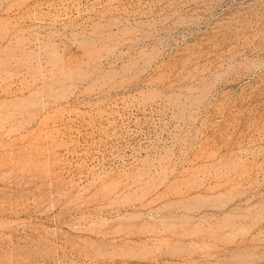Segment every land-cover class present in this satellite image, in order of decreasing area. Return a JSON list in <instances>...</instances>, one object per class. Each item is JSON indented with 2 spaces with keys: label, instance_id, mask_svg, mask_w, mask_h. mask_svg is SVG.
<instances>
[{
  "label": "rangeland",
  "instance_id": "rangeland-1",
  "mask_svg": "<svg viewBox=\"0 0 264 264\" xmlns=\"http://www.w3.org/2000/svg\"><path fill=\"white\" fill-rule=\"evenodd\" d=\"M0 264H264V0H0Z\"/></svg>",
  "mask_w": 264,
  "mask_h": 264
}]
</instances>
